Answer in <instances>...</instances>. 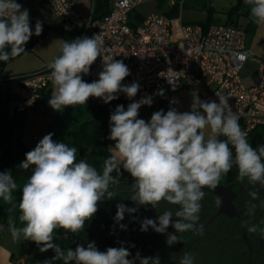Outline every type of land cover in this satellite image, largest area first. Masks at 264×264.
<instances>
[{
  "label": "clouds",
  "instance_id": "obj_1",
  "mask_svg": "<svg viewBox=\"0 0 264 264\" xmlns=\"http://www.w3.org/2000/svg\"><path fill=\"white\" fill-rule=\"evenodd\" d=\"M244 3L249 6L252 22L264 26V0H244ZM42 31V22L37 20L33 33L29 10L16 0H0V61L26 54L27 42ZM104 48L99 34L62 41L60 54L48 64L53 86L48 104L53 110L86 105L93 97L109 103L118 99V93L129 99L137 95L140 89L137 82L122 84L130 75L128 66L122 60L104 57ZM98 57H102L103 69L98 80L88 83L83 75L90 73ZM163 94V90L156 93ZM216 96L218 102L194 97L191 111L179 112L174 107L166 113L156 111L147 122L138 118L139 109L151 106V96L128 104L126 110L123 105L117 106L110 116L108 136L115 143L109 148L111 155L104 161L102 171L86 159L77 160L76 147L54 141L53 133L45 135L18 166L25 171L31 169L18 205L13 196L18 187L16 180L11 171L0 172V201L10 205V212L18 207V219L23 225L17 227L15 220L9 218L12 239L33 241L41 252L53 250L55 255L44 264L57 260L63 264H135L137 260L139 264H160L159 257H141L139 252L129 259L131 253L123 245L100 251L95 242H89L87 247L77 245L74 250H65L54 243L55 232L63 229L67 239L69 233L84 231L99 203L115 197V186L120 181L112 173L122 175L121 169L133 178L129 198L137 207L117 204L115 223L126 230L127 226L120 223L124 214L136 213L139 206L150 205L154 209L164 203L178 206L175 212L164 208L155 220L145 218L140 225L142 232L151 228L167 234L169 246L180 242L179 233L202 230L198 221L204 189H216L233 166L240 181L247 179L250 185L264 186V146L256 149L248 142L238 114L229 105V96L221 93ZM249 195L252 201L259 199L255 191ZM216 203L221 204L222 200L218 198ZM256 207L250 201L246 214L254 215ZM242 223L248 232H258L264 237L261 227L264 221ZM170 226L175 233L167 232ZM179 264H194L191 253L179 257Z\"/></svg>",
  "mask_w": 264,
  "mask_h": 264
},
{
  "label": "built area",
  "instance_id": "obj_2",
  "mask_svg": "<svg viewBox=\"0 0 264 264\" xmlns=\"http://www.w3.org/2000/svg\"><path fill=\"white\" fill-rule=\"evenodd\" d=\"M109 1V11L102 18L83 19L71 0H47L57 17L80 30V38L99 34L105 43L103 56L122 60L128 66L130 75L123 85H140L132 99L124 93H118V99L109 103L89 98L92 105L106 110L108 120L121 102H137L151 96L153 90L189 88L202 101L218 102L216 93L229 96V105L238 114L248 141L257 129L264 134V55L245 48V33L238 24L219 22L204 27L183 22L181 15L170 18L154 11L132 27L129 13L149 0ZM248 61L257 65L256 80L250 84L241 75ZM102 69L103 60L98 57L83 79L98 80ZM50 72L47 65L36 72L8 78L10 93L17 98L14 111L36 107L42 91L52 86Z\"/></svg>",
  "mask_w": 264,
  "mask_h": 264
},
{
  "label": "flooded vegetation",
  "instance_id": "obj_3",
  "mask_svg": "<svg viewBox=\"0 0 264 264\" xmlns=\"http://www.w3.org/2000/svg\"><path fill=\"white\" fill-rule=\"evenodd\" d=\"M112 175L120 181L115 186V197L100 202L97 213L86 222L84 231L69 233V242L62 249L74 250L77 245L87 247L89 242H95L100 251L123 245L131 253L129 259L139 252L141 257H159L160 264H179V257L187 253H191L194 264H264V237L258 232H248L242 223L261 224L264 221V186L250 185L247 179L240 181L237 168H232L216 189H204L198 221L202 230L177 234L180 242L171 246L166 243L167 234L156 233L151 228L142 232L140 225L145 218L155 220L163 214L164 208L175 212L178 206L168 203L157 209L150 205L139 206L136 213L124 214L120 223L127 229L121 230L114 221L116 205L123 203L126 207H137L129 198V186L134 181L128 173ZM250 191L257 192L259 199L252 201ZM218 198L222 200L221 204L216 203ZM250 201L257 205L252 216L246 214ZM167 232L175 233V229L170 226ZM54 255L53 250L49 251L46 260H51ZM54 264H63V261L57 260Z\"/></svg>",
  "mask_w": 264,
  "mask_h": 264
},
{
  "label": "crops",
  "instance_id": "obj_4",
  "mask_svg": "<svg viewBox=\"0 0 264 264\" xmlns=\"http://www.w3.org/2000/svg\"><path fill=\"white\" fill-rule=\"evenodd\" d=\"M74 4L75 9L81 15L83 19H88L93 15L94 9V0H71ZM17 3H20L23 8L29 10L30 15V26L34 33L35 24L37 20L42 22L43 31L41 35L36 36L33 35L29 42L25 45L26 54H21L16 58L10 59L2 69L3 77H10L16 75H26L33 72H36L43 67L47 66L49 62H51L56 56L60 54V46L62 41L71 42L76 38H80V30L71 24L68 21L62 20L57 17L50 6L48 5L47 0H16ZM110 6V1H109ZM247 6V14L248 17L247 24L249 26H245L242 28L245 33L244 36V45L246 49H250L258 54L264 55V26L256 25L250 19V10L249 6ZM137 12V8L135 9ZM160 12V11H158ZM180 12V11H179ZM180 15V14H179ZM96 16H100L99 11L96 12ZM144 18V16H142ZM173 18V17H172ZM250 29V30H249ZM33 41V42H32ZM32 46L30 47V44ZM256 80V78H255ZM254 80V81H255ZM84 81L91 83V81L84 79ZM253 81V82H254ZM50 95L53 91V86L49 87ZM163 89V93H164ZM170 90V89H167ZM160 90H153L151 92L152 104L149 107L160 108L163 106L162 101L164 100L163 96L156 95V93ZM173 91V90H170ZM191 93L184 94V102L181 104L180 108H176L177 111H191V104L193 102V98L196 95L190 91ZM188 95V96H187ZM16 96L9 94L8 97V105H9V113L12 114L14 112V105L17 101L13 98ZM79 111L76 113L77 117L75 118L76 124L82 123L86 120L92 118V104L88 101L86 105H78ZM38 108H49L51 112L46 120L40 125V130H29V119L32 114H27L23 118H16L14 121L15 131L18 134H14L15 137L18 138L21 145L28 149L32 150L35 148L37 143L47 135L51 129H53L54 119L57 116H60L61 123L60 126L65 125L68 127L70 131L76 130L78 127L75 126V122H71L66 120L64 111H55L53 110L49 104L46 105H37L34 109ZM41 109V110H42ZM30 110V111H32ZM47 110V109H46ZM27 111V112H30ZM77 112V111H76ZM23 113V112H22ZM26 113V112H25ZM56 117L52 119L55 115ZM81 121V122H80ZM58 125V124H57ZM110 135V128L108 129L107 139ZM114 141L108 139V146L114 145ZM81 159V157H79ZM28 178V177H27ZM27 181V179H26ZM26 183V182H25ZM18 189V187H17ZM19 190H15L13 196L19 194ZM17 204V203H16ZM12 217L15 220L17 227H22L23 225L20 223L19 211L18 208L13 213H9L8 209L5 210L3 205L0 206V264H44L46 260V254L48 252H41L39 247L33 241H14L12 239L10 230H9V218Z\"/></svg>",
  "mask_w": 264,
  "mask_h": 264
},
{
  "label": "rangeland",
  "instance_id": "obj_5",
  "mask_svg": "<svg viewBox=\"0 0 264 264\" xmlns=\"http://www.w3.org/2000/svg\"><path fill=\"white\" fill-rule=\"evenodd\" d=\"M170 1L171 0H166V4H169ZM237 1L238 0H182L183 4L181 3V10H180L179 14L182 17L183 22H185V23H197L199 21L206 20L208 16L214 22L225 23L228 20V16H227L226 12L228 10H230L232 8V6L237 3ZM245 6H246V4L243 3L242 11L244 10ZM211 7L213 8V11H211L210 15H208V11ZM164 9H165V6L158 5V0H149L137 8L138 12L142 16H146L150 12H154V11H156V12L163 11ZM232 16H233V19L236 21V24H238V26L242 25V28H243L245 26L250 25V24L249 25L247 24L248 17L245 14H242V13L240 14V12H239V14H234ZM241 75H242L243 81L246 84H250L256 78L257 65L255 63L248 61L245 64ZM190 91H192V90H190L189 88H183V89H180L177 91H170L167 89L164 90L165 95L163 96L164 100L162 101L163 106L160 108H156V105H155V107H141L139 109V117L138 118L144 119L147 122V121H150L151 115L156 111L164 110V112L166 113L172 107L179 109L181 104L184 102V99H183L184 94L185 93L190 94L191 93ZM14 99L16 100L15 97L13 98V100ZM173 100L177 101V103H175V104L170 103ZM79 108L80 107L75 106V107H67V108L61 109V110L64 111L66 120H69L71 122H75L74 120L77 117L76 113H78ZM41 109L42 108H38V109L36 108L30 112L17 113L16 118L20 119L29 113L30 114L33 113L32 114L33 116H30V119H29L28 129L29 130H35V131L40 130L41 129L40 125H42V123L46 120L45 119L46 116L48 117L50 115L49 112L52 113V111H50L49 108H45V109L43 108L42 110ZM56 116L57 115L55 113V115L52 117V119H54ZM109 121L110 120H108V126H109L108 129L110 128ZM79 124L78 123L76 124V122H75L76 127H78ZM47 132L53 133V140L54 141L64 142V143L68 144L69 146L74 147L71 143V132L72 131H70L68 127H65V125H63V126H60L59 124L55 125V126H53V129L51 131L49 130ZM14 134H18V133L15 131ZM29 151L30 150L27 149L23 154L19 155L15 159L13 166L6 168L4 166V164L0 161V172H6V171L13 172L14 170H18V169L20 170L21 168H19L18 166L21 164L22 161H24L25 154ZM79 157H81V159H86L90 164H92L99 171H101L102 158L99 156L97 151H95L93 149H91V151H89V149H87V148L84 150H81V151H79L77 149V160L80 159ZM27 177H29V176H23V177L15 179L16 183L18 185L17 191L19 190V192H20L19 194L14 195V202L17 203V205H18L20 197H21L22 186L25 184L26 179H28ZM1 205H3L5 210L8 209V211H9L10 205H7L3 201H0V206ZM9 213H12V212L9 211ZM55 236H56V238H54V243L59 244L60 247L68 244L70 235L68 234V238L65 239L63 229H58L55 232ZM49 251H51V249L46 251V252H49Z\"/></svg>",
  "mask_w": 264,
  "mask_h": 264
},
{
  "label": "trees",
  "instance_id": "obj_6",
  "mask_svg": "<svg viewBox=\"0 0 264 264\" xmlns=\"http://www.w3.org/2000/svg\"><path fill=\"white\" fill-rule=\"evenodd\" d=\"M174 1L175 3L171 5L170 3L166 4V0H158V5L165 6V9L160 12L170 18L179 16V11L181 10V6L179 2L180 0H174ZM243 3L244 0H238L237 3L233 5L232 8L226 12L228 16V20L225 23H230V22L236 23V21L233 19L232 16L234 14H239V12L240 14L241 13L247 14V6H245L244 10L242 11ZM109 8H110L109 0H94V9H93L92 18L93 19L102 18L105 14H107ZM98 11L100 13V16H96V12ZM211 11H213L212 7L209 9L208 15H210ZM142 20H143L142 15L136 10H132L129 13V24L132 27H135L138 24H140ZM197 23L203 25L204 27H207L210 24L218 23V22L212 21L208 16L206 20L199 21ZM31 46L32 43L30 44V47ZM8 50L10 51V49ZM7 62L0 61V161L4 164L6 168L13 166L15 159L27 150L21 145L18 138L14 136L15 133L14 121L17 113L19 112L14 111L12 114L9 113L8 97L9 94H11L8 85L9 77L2 76L3 66ZM16 76H10V77H16ZM50 98L51 95L48 87L42 91V97L37 105L48 104V100ZM120 105H123L125 110L127 109L128 104L126 102H121ZM60 123H61V118L60 116H57L56 119H54L53 124L57 125ZM108 127H109L108 117L106 110L101 106L92 105V118L82 122L76 130L71 132V143L79 151L84 150L86 148L87 149L91 148L98 152L99 156L102 158L101 171L103 169L104 161L107 158H109V156L111 155L109 151L108 139H107ZM51 130L52 129L50 128V131ZM220 139H225V138L220 137ZM248 142L251 144L253 148L258 149L260 146H264V134L261 133L260 129H257L251 133ZM233 154H234V149H233ZM233 168L236 167L233 166ZM23 171L25 170L18 169V170H14L11 173L12 175H15ZM113 173L116 174L115 171ZM121 173L122 175H124V173L127 172L121 169Z\"/></svg>",
  "mask_w": 264,
  "mask_h": 264
},
{
  "label": "water",
  "instance_id": "obj_7",
  "mask_svg": "<svg viewBox=\"0 0 264 264\" xmlns=\"http://www.w3.org/2000/svg\"><path fill=\"white\" fill-rule=\"evenodd\" d=\"M30 175H31V169L27 170V171L20 172V173H18L16 175H13V178L17 179V178H20V177H23V176H30Z\"/></svg>",
  "mask_w": 264,
  "mask_h": 264
}]
</instances>
